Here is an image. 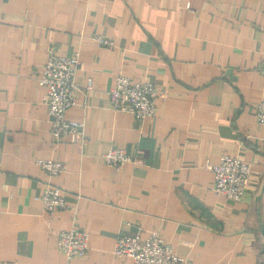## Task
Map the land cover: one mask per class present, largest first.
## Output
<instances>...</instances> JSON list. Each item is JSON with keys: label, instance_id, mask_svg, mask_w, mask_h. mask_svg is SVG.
Instances as JSON below:
<instances>
[{"label": "crops", "instance_id": "0c3cea01", "mask_svg": "<svg viewBox=\"0 0 264 264\" xmlns=\"http://www.w3.org/2000/svg\"><path fill=\"white\" fill-rule=\"evenodd\" d=\"M51 51L80 53L67 117L84 141L51 133ZM263 60L264 0H0V264H135L117 238L153 232L184 264H264ZM118 75L157 86L154 115L111 109ZM111 147L131 159L109 165ZM224 153L252 168L239 201L214 190L208 164ZM50 182L65 191L55 212L38 198ZM73 225L90 247L69 258L58 236Z\"/></svg>", "mask_w": 264, "mask_h": 264}, {"label": "built area", "instance_id": "2783aa9c", "mask_svg": "<svg viewBox=\"0 0 264 264\" xmlns=\"http://www.w3.org/2000/svg\"><path fill=\"white\" fill-rule=\"evenodd\" d=\"M98 41L113 45V41L99 36ZM81 66L80 53L68 56L51 51L42 74L40 84L45 88L44 102L49 107L51 133L56 140L69 136L72 141H84L88 136L85 121L67 117L68 109L76 103V93L80 90L77 74ZM264 76V60L261 66ZM161 93L151 81L134 82L126 75H118L116 83L109 89L110 107L114 111L132 112L143 119L154 115L158 106L156 98ZM1 103V96H0ZM257 119L264 124V100L255 106ZM106 162L120 168L131 156L124 148L111 147L103 154ZM37 163L48 170L51 176H59L66 170L64 161L54 159H38ZM214 172V190L228 199H242L250 184L251 165L239 155L224 153L219 162L208 164ZM38 198L47 210L55 212L66 205L65 191L54 183H47ZM61 250L69 257L83 256L89 250V233L77 225L61 230L58 236ZM115 254L129 257L135 264H184L186 257L174 251L173 246L158 232L146 238L140 234H123L117 238Z\"/></svg>", "mask_w": 264, "mask_h": 264}]
</instances>
